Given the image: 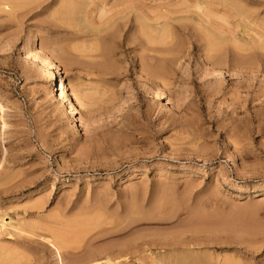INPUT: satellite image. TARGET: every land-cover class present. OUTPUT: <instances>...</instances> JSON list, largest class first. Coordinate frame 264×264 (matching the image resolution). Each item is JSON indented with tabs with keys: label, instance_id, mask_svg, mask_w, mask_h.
I'll return each mask as SVG.
<instances>
[{
	"label": "rangeland",
	"instance_id": "rangeland-1",
	"mask_svg": "<svg viewBox=\"0 0 264 264\" xmlns=\"http://www.w3.org/2000/svg\"><path fill=\"white\" fill-rule=\"evenodd\" d=\"M70 1L0 0V264H264V50L238 17L264 0Z\"/></svg>",
	"mask_w": 264,
	"mask_h": 264
},
{
	"label": "bare ground",
	"instance_id": "bare-ground-1",
	"mask_svg": "<svg viewBox=\"0 0 264 264\" xmlns=\"http://www.w3.org/2000/svg\"><path fill=\"white\" fill-rule=\"evenodd\" d=\"M14 1H16V0H14ZM67 1V0H66ZM68 1H70V0H68ZM212 1V0H211ZM214 1V0H213ZM216 1V0H215ZM217 1H219V4H220V2H221V0H217ZM225 1V0H224ZM224 1H222L223 3H221V4H225L227 1H225V3H224ZM250 1H254V0H250ZM259 1V0H258ZM261 1V0H260ZM2 2H3V0H2ZM6 2H8V3H13V0H6ZM5 2V3H6ZM62 2V1H61ZM64 3V2H63ZM67 3V2H66ZM108 3H109V0H71L66 6H62L67 12H69L71 15H79V17L78 18H82L81 16L83 15V17H84V13L86 12V11H89V8H90V6L92 7V5L93 6H95V7H97V8H100V9H102L101 11H103V9H105L106 8V6L108 5ZM226 4H228V2L226 3ZM232 4V3H231ZM230 4V5H231ZM237 4V3H236ZM6 5H7V3H6ZM63 5V4H62ZM229 5V4H228ZM227 5V6H228ZM15 6V5H14ZM115 6H119L118 5V3L116 4L115 3ZM120 6H121V8H122V10H121V13H125V16L126 17H128V15H129V13L133 10V4L130 2V1H122V3H120ZM234 6V5H233ZM237 6V5H236ZM61 7V6H60ZM242 7V6H241ZM8 8V7H7ZM196 8H198V10L200 9V8H202V7H199V5L198 6H196ZM231 8V7H230ZM236 8V7H235ZM247 8V7H246ZM234 9V8H233ZM239 9V8H238ZM243 9V8H242ZM236 10V9H235ZM245 10V9H244ZM61 11V10H60ZM251 11V10H250ZM90 12V11H89ZM237 12V11H236ZM245 12V11H244ZM246 12H248V11H246ZM253 12V11H252ZM252 12H249V13H252ZM202 13H203V10H202ZM201 13V14H202ZM240 13V12H239ZM238 12H237V14H239ZM243 13V12H242ZM249 13H243V15H237L238 17H243V22H245V26H244V29H243V32L242 33H244V37H245V39H244V45H245V48L247 49V50H249L248 52H250V50L252 49V52H254L253 51V49H255V51L257 50V49H263L264 50V24H261L260 22H263V21H260L259 23H258V21L257 20H255V18H253V14L254 13H252V15L251 14H249ZM68 14V13H67ZM80 14H82V15H80ZM86 15H87V13H85ZM236 14V13H235ZM258 14V13H257ZM75 15V16H76ZM203 15V14H202ZM139 16H140V18H141V20H140V22H141V24H140V22H139V34L142 36V37H144V39L146 38H148L149 37V35L151 36V34H152V29H155V28H152L151 29V26L149 25V18H148V16L144 13V12H140L139 13ZM68 17H69V14H68ZM71 17V16H70ZM77 17H75V19L77 18ZM86 17V16H85ZM84 17V20L86 19ZM124 17V16H123ZM161 17H163V16H161ZM161 17H159V18H157V19H155V20H159V19H161ZM240 17V18H241ZM77 18V19H78ZM125 18V17H124ZM139 18V19H140ZM201 18V17H200ZM199 18V19H200ZM74 18H71L70 20L72 21V23H74L73 22V20L75 21V26L76 27H80V25L82 24H80L79 25V22H77V24H78V26H77V24H76V20H75ZM138 19V18H137ZM242 19V18H241ZM258 19V18H257ZM83 20V21H84ZM88 20V19H87ZM201 21H202V18L200 19ZM259 20V19H258ZM78 21V20H77ZM79 21H80V19H79ZM83 21H81V22H83ZM201 21H198V22H200V23H202ZM131 22V21H130ZM129 23V19L127 20V24ZM199 23V24H200ZM204 23V22H203ZM71 24V23H70ZM73 24V25H74ZM88 24V26H89V22L87 23ZM113 24V22L112 23H110V25H112ZM109 24H108V26H106L105 28H104V30H102L101 32L103 33V31L104 32H106V31H108L109 30V28H111L112 26H110ZM158 25V28L159 29H157V27H156V30L155 31H153V34H154V32H155V34L154 35H156V34H158V32H157V30L159 31V30H161L162 29V31H160V35H163V34H165L164 32H163V29H164V31H165V28H166V26H167V22H163L161 25H159V24H157ZM71 26H72V24H71ZM86 26L87 25H85V26H83V28H79V31L81 32V30L83 29H86ZM87 26V28L89 29V28H91L90 26L88 27ZM125 26V25H124ZM131 25H129V27H130ZM161 26H163V27H161ZM164 26H165V28H164ZM206 27V29L205 28H202V29H205L206 30V32H204V33H207V34H203L204 35V38H205V40H207V42L210 44L209 45V47H211V45H215V48H217L218 46H219V44L220 43H222L224 40V38H223V36H224V34H223V36H221L222 34H220V36L219 35H217L216 33H214L213 32V30L214 31H219L218 29H213L212 30V32H211V30L210 29H212L211 27H210V23H209V29L207 28V25H205ZM75 27V28H76ZM201 27V26H200ZM204 27V26H203ZM106 28H107V30H106ZM88 29H87V31H88ZM90 30V29H89ZM97 29H95V31H96ZM91 31V30H90ZM93 31V30H92ZM98 31H100V29L99 30H97V32ZM101 32H98L99 34H101ZM222 31H220V33H221ZM98 33H95V34H98ZM151 33V34H150ZM163 33V34H162ZM153 34H152V36H151V38L153 37ZM202 34V33H201ZM218 34H219V32H218ZM106 35H107V33H106ZM114 35V34H113ZM243 35V34H242ZM112 36V35H111ZM98 36H96L95 38H97ZM108 37V36H107ZM110 37V36H109ZM113 37V36H112ZM225 37V36H224ZM244 37H242V38H244ZM111 38V37H110ZM101 39V38H100ZM97 40V39H96ZM98 40H99V38H98ZM102 40V39H101ZM147 40H149V38L147 39ZM151 40V39H150ZM204 40V41H205ZM229 41V40H228ZM103 42V41H102ZM225 42H227V40H225ZM25 43H26V46L28 45V44H30V43H33V35H31V34H29L27 37H26V39H25ZM97 43V42H96ZM207 43V44H208ZM98 44V43H97ZM223 44V43H222ZM221 44V45H222ZM225 44V43H224ZM224 44H223V46H224ZM99 45H102L101 43H99ZM99 45H97V46H99ZM216 45H218L217 47H216ZM244 45L242 46L241 45V47H243L242 49H243V51H245L244 49ZM94 46V45H93ZM207 46V45H206ZM93 49L91 50L92 52L93 51H97L98 50V48L95 50L94 49V47H92ZM219 49L221 48V46L220 47H218ZM64 49V48H63ZM66 49V48H65ZM103 49V48H102ZM105 49H106V47H105ZM210 49V48H209ZM211 50H215L216 51V49H213V46L211 47ZM90 51V52H91ZM22 52H23V54H24V60H28L29 59V61H31L32 62V64H36L39 68H40V70H42V71H44V73L46 74H42V76L44 75L45 77L47 76V75H51V72H50V70H49V68H48V65H49V63L51 64V61H50V59H47V55L45 56L46 57V59H44L42 56H40V49L39 48H37V50H36V52L35 53H31V51L29 50V49H27V48H23L22 49ZM100 52H102V51H100ZM99 52V54H95L96 56H99L101 53ZM106 52V51H105ZM247 52V51H246ZM86 53H88V52H86ZM95 53V52H94ZM42 54V53H41ZM88 54H91L92 55V53H88ZM102 54H104L103 52H102ZM108 54V53H107ZM81 55V54H80ZM80 55H78V57H80ZM85 55V54H84ZM84 55H83V57L81 56V58H84L85 59V57H84ZM94 55V54H93ZM105 55V54H104ZM104 55H102V56H104ZM107 56V55H106ZM89 57H91V58H89ZM95 57V56H94ZM87 58V57H86ZM88 58L90 59V62H92V58H93V56H90V55H88ZM80 59V58H79ZM89 59H87V61L89 60ZM95 59V58H94ZM100 59H101V57H100ZM81 60H83V59H81ZM98 60V59H97ZM141 60V59H140ZM53 61V60H52ZM85 61V60H84ZM99 61V60H98ZM98 61H97V64H98ZM82 62V61H81ZM93 62H96V59H95V61H93ZM141 62V61H140ZM100 63L102 64V62H99V65H100ZM83 64V63H82ZM86 64H87V62H86ZM94 64V63H93ZM96 64V63H95ZM88 65H89V61H88ZM152 64H145V63H143L142 62V64H141V69H142V71L143 72H145L146 74H151V76L154 78V79H158V72L157 71H159V68H158V70L155 72V69L156 68H154L153 69V65L151 66ZM83 66V65H82ZM86 66V65H85ZM84 66V67H85ZM93 66V65H92ZM95 66V65H94ZM89 67V66H88ZM101 67H102V65H101ZM107 67V66H106ZM98 68V67H97ZM89 69V68H88ZM101 69V68H100ZM92 71H94L93 69H92ZM92 71H91V75L93 74L92 73ZM98 71V70H97ZM104 72V71H103ZM94 73H95V71H94ZM97 73V72H96ZM107 73V72H106ZM111 73V72H110ZM110 73H109V76H110ZM94 75H96V74H94ZM93 75V76H94ZM102 75V74H101ZM105 75V74H104ZM108 75V74H107ZM97 76V75H96ZM99 76H100V74H99ZM101 77V79L103 78L102 76H100ZM97 78V77H96ZM104 78H105V76H104ZM106 78H107V76H106ZM100 79V80H101ZM105 79H103V81H104ZM108 81V80H107ZM59 89L63 92V95H66V97H70V94H69V92L67 91V88L62 84V82L60 81V84H59ZM149 91L152 93V94H154V97H161V96H163V93H157L156 91H153V89H149ZM61 92V93H62ZM69 99V98H68ZM72 99V98H71ZM71 99H69V103H70V105H72L71 103L72 102H75L74 104H77V106H82V104H81V102L80 101H78L77 99H75L74 98V100L72 101ZM165 99H166V104L167 105H169V104H172V102H171V100H170V98L168 97V96H166L165 97ZM68 116L70 117V119H72V121L73 122H75L76 121V118H75V116H74V113H73V111L72 110H69L68 111ZM80 127H82V125H80ZM1 227H5V222H2L1 224ZM52 249H54V251H53V253H55L54 255L56 256V261L58 260V262L60 263V264H63V262H62V257H61V254H60V251H59V249L57 248V247H55V246H53V248ZM57 262V263H58ZM108 262V261H107ZM106 262V263H107ZM105 263V264H106ZM109 263V262H108Z\"/></svg>",
	"mask_w": 264,
	"mask_h": 264
}]
</instances>
